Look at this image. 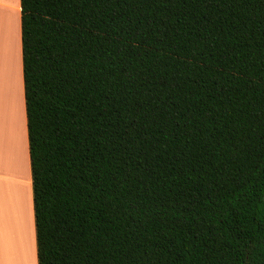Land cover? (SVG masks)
<instances>
[{
	"label": "trees",
	"instance_id": "16d2710c",
	"mask_svg": "<svg viewBox=\"0 0 264 264\" xmlns=\"http://www.w3.org/2000/svg\"><path fill=\"white\" fill-rule=\"evenodd\" d=\"M38 264H264V0H20Z\"/></svg>",
	"mask_w": 264,
	"mask_h": 264
},
{
	"label": "crops",
	"instance_id": "0c3cea01",
	"mask_svg": "<svg viewBox=\"0 0 264 264\" xmlns=\"http://www.w3.org/2000/svg\"><path fill=\"white\" fill-rule=\"evenodd\" d=\"M18 76L22 85L20 0H0V231L7 237L4 264H24V252L25 264H38L24 86L20 89L22 100L18 99L19 122L16 113L12 114L17 101L13 83ZM20 181L25 182L24 187ZM20 217L24 224L18 237L14 225Z\"/></svg>",
	"mask_w": 264,
	"mask_h": 264
},
{
	"label": "bare ground",
	"instance_id": "6f19581e",
	"mask_svg": "<svg viewBox=\"0 0 264 264\" xmlns=\"http://www.w3.org/2000/svg\"><path fill=\"white\" fill-rule=\"evenodd\" d=\"M21 176V175H19ZM20 184L24 187L25 186V182L23 181H20ZM23 191V190H22ZM22 193H25V192H22ZM23 195V194H22ZM24 206H25V200H24ZM23 211L22 209L19 208V212ZM20 214V213H19ZM23 220L21 219L20 217V220L19 221H16L15 225L16 226V233L18 235V237L21 236V233H22V227H23ZM24 230H25V225H24ZM20 235V236H19ZM25 235V234H24ZM6 234L5 232L3 231H0V264H4V257L6 256V248L4 247V242L6 241ZM24 239V238H23ZM21 252V251H20ZM24 256H25V252L23 254V260H24V264H25V259H24ZM26 257H27V260H29V252H28V249H27V246H26ZM19 264V263H18ZM27 264V263H26Z\"/></svg>",
	"mask_w": 264,
	"mask_h": 264
},
{
	"label": "rangeland",
	"instance_id": "374dc122",
	"mask_svg": "<svg viewBox=\"0 0 264 264\" xmlns=\"http://www.w3.org/2000/svg\"><path fill=\"white\" fill-rule=\"evenodd\" d=\"M21 83H22V80H20L19 76L15 78V81L13 83L14 88H16V99H17V101H16V104L14 105V108L12 109V114L16 113L18 122H19V106L21 108V102L18 106V99H19V101H20V99L22 100L21 95H20V89L23 86V84L21 85ZM20 113H21V109H20ZM27 249H28V247H27Z\"/></svg>",
	"mask_w": 264,
	"mask_h": 264
}]
</instances>
